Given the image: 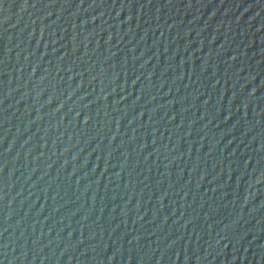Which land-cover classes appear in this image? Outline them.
<instances>
[{
    "label": "water",
    "instance_id": "95a60500",
    "mask_svg": "<svg viewBox=\"0 0 264 264\" xmlns=\"http://www.w3.org/2000/svg\"><path fill=\"white\" fill-rule=\"evenodd\" d=\"M0 264H264V0H0Z\"/></svg>",
    "mask_w": 264,
    "mask_h": 264
}]
</instances>
